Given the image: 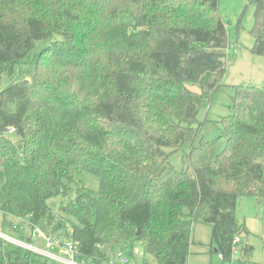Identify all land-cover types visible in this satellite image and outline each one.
<instances>
[{
	"label": "trees",
	"instance_id": "trees-1",
	"mask_svg": "<svg viewBox=\"0 0 264 264\" xmlns=\"http://www.w3.org/2000/svg\"><path fill=\"white\" fill-rule=\"evenodd\" d=\"M219 2L0 0V81L37 41L49 43L33 77L0 92L4 232L33 245L19 222L30 231L45 223L52 240L73 242L76 258L92 264L111 263L117 250L133 255L135 242L142 264L146 256L188 264L194 227L205 224L213 251L232 260L248 235L239 199L264 205V86H235L230 115L214 123L218 137L202 134L199 111L227 72ZM249 4L252 52L264 57V0ZM182 151L179 168L172 159ZM84 175L98 178V190ZM58 196L64 202L54 214L48 201ZM4 246L0 264H48Z\"/></svg>",
	"mask_w": 264,
	"mask_h": 264
},
{
	"label": "rangeland",
	"instance_id": "rangeland-1",
	"mask_svg": "<svg viewBox=\"0 0 264 264\" xmlns=\"http://www.w3.org/2000/svg\"><path fill=\"white\" fill-rule=\"evenodd\" d=\"M219 6L220 15L227 24L230 47L227 50V72L223 80V87L215 93L210 105L201 107L198 115V122H205L202 134L210 140H214L219 135L214 123L221 121L222 118L231 113L230 106L234 103L233 98L236 95L234 87L241 85L264 86V57L257 56L252 52L255 43L251 34L255 23L254 6L249 4V0H220ZM56 39L59 40L61 37L56 36ZM48 45V42L37 41L34 49L24 62L17 66L14 75L12 77L5 76L0 81V92L8 88L16 80H30L36 71L38 54ZM191 86L193 89H197V85ZM9 108L11 111L15 110V106L12 104ZM223 146L224 143L216 145L213 152L219 153ZM185 149L184 151L187 152L188 148L185 147ZM165 151L170 153L171 149H165ZM184 151L177 153L175 158L172 159L173 162L178 159L176 165L179 168L183 167ZM83 182L91 189L98 190L99 188V180L96 177L84 175ZM67 198L73 199L74 194L69 193ZM63 202L64 197L58 196L50 199L48 205L54 214H59ZM236 216L238 221L245 225L248 235L241 236L242 244L234 253L232 260L224 262L213 251L214 248L211 246V226L197 224L193 230V245L191 246L188 264H264V205H257L252 197H241L237 204ZM19 223L29 234H32V238L35 240L33 246L26 245L28 243L19 240L16 235L10 232H4L0 215V241H4L5 249L10 248V245L29 248L48 258V264L68 263L70 256L64 254L62 247L68 242L70 243V241H63V238L52 240L45 230V225H43L45 223L36 227L35 231H30L25 226L27 224L26 221L21 220ZM37 229L42 232L40 233ZM52 244H55V246H51ZM245 248L250 249V251L245 252ZM133 249L143 253V249L138 242L134 243ZM124 253L131 259L130 264H142L141 258L135 252L131 255V250H125ZM75 259L79 264H92L90 260L81 261L77 258ZM146 259L148 264H156L152 257L146 256ZM112 261H119L114 253Z\"/></svg>",
	"mask_w": 264,
	"mask_h": 264
},
{
	"label": "built area",
	"instance_id": "built-area-1",
	"mask_svg": "<svg viewBox=\"0 0 264 264\" xmlns=\"http://www.w3.org/2000/svg\"><path fill=\"white\" fill-rule=\"evenodd\" d=\"M14 131L15 130L13 128L9 130L10 133H14ZM0 231H1V228H0ZM37 231H39V229H37ZM39 232L41 233L42 231H39ZM239 242H240V237H237L235 239V243H239ZM26 245L29 246L30 244H26ZM62 248L64 249V254L70 256V259H69L68 263H66V264H79L78 261L75 259L76 258V256H75L76 246L73 242L67 243ZM27 249H29V248H27ZM29 250H31V249H29ZM114 254L118 257L119 261H111L110 264H117V263L130 264L131 263V259L124 253V251L117 250ZM136 254H139L140 256H142V253H140L138 250H136Z\"/></svg>",
	"mask_w": 264,
	"mask_h": 264
},
{
	"label": "crops",
	"instance_id": "crops-1",
	"mask_svg": "<svg viewBox=\"0 0 264 264\" xmlns=\"http://www.w3.org/2000/svg\"><path fill=\"white\" fill-rule=\"evenodd\" d=\"M51 246H55V244H52ZM115 252H116V251H115ZM115 252H114V253H115Z\"/></svg>",
	"mask_w": 264,
	"mask_h": 264
}]
</instances>
